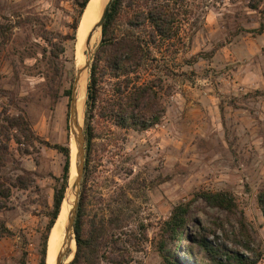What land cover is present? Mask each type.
<instances>
[{
  "label": "rangeland",
  "instance_id": "rangeland-1",
  "mask_svg": "<svg viewBox=\"0 0 264 264\" xmlns=\"http://www.w3.org/2000/svg\"><path fill=\"white\" fill-rule=\"evenodd\" d=\"M77 1L0 0V22L11 25L6 43L0 45V141L2 134L8 136L14 160L7 162L1 174L12 182L16 175L28 178L26 187H11L10 195L1 199L0 223L11 234L0 236V264H36L39 259L53 192L60 185L56 178L43 183L37 169H26V162H39V148H48L39 140L69 146L71 153L74 148L70 98L63 91L70 88L71 95L76 67L83 60L75 51L77 29L71 38ZM179 12L178 35L161 49L154 48V60L132 75L138 82L154 84L152 111L157 120L146 128H120L99 117L96 109L89 120L91 139L82 174L86 219L104 216L109 231L115 234L102 247L113 261L100 264H163V256L177 264H216L200 240L215 249L216 259L225 249L251 254L244 249L248 244L253 255H260L257 264H264V117L259 115L264 112V91L239 87L235 95L227 83L233 63L219 67L211 60L216 49L236 35L259 34L256 29L264 21V0H190ZM206 17L211 21L204 27ZM125 18L118 22L120 30L129 28ZM210 26L216 28L211 33ZM198 30L205 36L211 34L209 50L192 48L191 39ZM44 32H50L48 37L54 40L58 34L66 36L59 59L61 78L55 84L39 73L46 69L42 49L49 48L41 36ZM99 38L97 32L95 41L85 47L84 57L89 48H96ZM204 79L219 97L221 117L229 108L232 112L239 107L237 111L251 118L238 131L235 125L239 123L228 117L224 134L211 133L209 144L185 137L187 131L172 108L189 86L203 90ZM113 85L112 79L103 85L105 106L112 100ZM11 117L23 118L31 141L19 127L7 126L6 119ZM166 119L172 121L168 127ZM82 125L84 128L85 119ZM209 191L227 192L230 209L205 202L201 194ZM180 203L188 206V223L182 229L185 237L171 239L165 221ZM73 246L75 249L72 240L64 264L72 258Z\"/></svg>",
  "mask_w": 264,
  "mask_h": 264
},
{
  "label": "trees",
  "instance_id": "trees-1",
  "mask_svg": "<svg viewBox=\"0 0 264 264\" xmlns=\"http://www.w3.org/2000/svg\"><path fill=\"white\" fill-rule=\"evenodd\" d=\"M189 1L110 0L101 27L100 41L94 50L88 69L84 110L85 154L90 143L92 131L89 120L92 118L95 109L99 117L113 121L120 128H146L149 123H154V120H157L155 112L152 111L153 105L156 104L153 101V97H155L154 84L151 82H138L134 80L132 75L136 73L139 67L147 65L148 62L154 60V48H157V50L161 49L164 43L171 42L173 37L178 35L180 28V20H178L179 9L185 4L188 5ZM87 2L88 0L76 2L78 15L71 25V38L75 37L80 17ZM15 14L18 15L16 12ZM122 16L126 17L128 29H119L118 22ZM6 19L8 20V18ZM10 26V24L0 22L1 46L6 43V32L10 29ZM134 29H141L142 33L136 32ZM263 29L264 21L259 24L256 32L261 33ZM49 33L44 32V34H41L49 48L44 47L42 49V60L46 69L39 71V73L43 74L44 78L52 84H55L61 78L62 66L59 59L64 52L63 41L66 36L58 34L56 36L57 40H54V37H48ZM50 35L52 34L50 33ZM109 79L114 82V93L112 100L105 106L103 85ZM63 95L70 98V88L64 90ZM53 97L57 98V92H54ZM6 122L7 126L19 127L22 134L31 141V132L23 118L11 117L7 118ZM1 127L7 128L5 126ZM2 136L3 140L0 141V205L1 199L10 195L11 187L24 188L28 180V178L16 175L12 182L11 180H6L1 174V170L6 166L7 162L14 161L9 150L8 136L6 134H2ZM39 142L48 148L56 150L63 156L62 172L60 177L56 178L57 181H60V185L53 192L52 207L47 214L48 221L41 235L39 259L36 263L45 264L48 232L54 225L55 219H57L67 185L70 168V149L69 146L51 143L44 139H40ZM16 169H19L24 175H29V172L23 168L18 167ZM228 195L227 192L221 191H209L201 194L203 200L209 205L224 210L230 209L231 200L228 199ZM187 214V205L180 203L173 207L168 219L165 221V229L171 239H175L177 236L185 237L182 229L187 226ZM103 217L86 219V194L82 178L73 221L75 250L72 259L66 264H100L102 260L113 261L102 251V247L106 246L108 238L115 235L114 232L109 231L110 228L103 220ZM3 234L8 235L11 232L5 228L3 223H0V236ZM200 242L209 259L216 264H257L260 259L258 253L254 252L255 255L252 254L253 250L248 244L244 246V249L251 254L225 249L222 251L221 257L216 259L215 249L206 245L203 240H200ZM163 264L177 263L163 256Z\"/></svg>",
  "mask_w": 264,
  "mask_h": 264
},
{
  "label": "crops",
  "instance_id": "crops-1",
  "mask_svg": "<svg viewBox=\"0 0 264 264\" xmlns=\"http://www.w3.org/2000/svg\"><path fill=\"white\" fill-rule=\"evenodd\" d=\"M209 19L211 18L206 17L205 21L207 22L203 25L204 27H207L210 23L211 20ZM215 29L210 26L208 32L211 33ZM205 34V32L203 34L199 30L195 32L191 39V46L194 50L201 48L210 49L212 36L211 34L205 36ZM236 36L231 41L224 42L218 47L211 55V60L219 67L228 62L233 63V71L227 83L235 95H238L239 87L248 92L250 90L262 92L264 91V29L256 36ZM203 82L206 85L203 90L200 91L195 87L189 86V90L184 95L181 94L176 98V104L172 105V108L181 119L178 122L182 125V129L187 131L185 137L197 138V140L199 139L205 144H209L212 139L211 133H215L219 137L224 134L223 125H227L225 120L228 117L239 123V125H235L238 131L242 127L241 125H245L243 121L251 120V118L248 113L244 114L243 111H237L239 107H236L232 112L231 108H229L230 111L224 113L223 117H221L222 108L219 97L213 94L209 81L204 79ZM224 109L226 111L228 107H224ZM259 115L264 117V112H259ZM228 121L230 122V119ZM167 123L172 124V121L166 119L165 124ZM39 153L38 163L29 164V162L25 161L27 163L25 164L26 169L30 171L37 169L42 176L41 180L43 183H48V180L53 181L54 178H58L61 175L63 164L61 153L51 148H39Z\"/></svg>",
  "mask_w": 264,
  "mask_h": 264
},
{
  "label": "water",
  "instance_id": "water-1",
  "mask_svg": "<svg viewBox=\"0 0 264 264\" xmlns=\"http://www.w3.org/2000/svg\"><path fill=\"white\" fill-rule=\"evenodd\" d=\"M89 1L90 0H88V2L86 3L85 8L87 7V4L89 3ZM109 2H110V0H107L104 3L103 7L101 8L100 16H99L98 20L90 28V30H89V32H88V34L84 40L85 46H89L91 38L93 36V33L95 32V30L97 28H99V30H100L99 37H101V27H102V24H103V21L105 18V14H106V10H107ZM101 3H102V0H99V3H98L99 7H100ZM85 8H84V10H85ZM84 10H83V12H84ZM99 41H100V38H99ZM99 41H98V43H99ZM95 49H93V47L91 49L89 48L87 50L88 52L86 51L87 58L84 61V63L81 65H77L76 71H75V77L73 79L72 88H71V95H70V102H69V123H70V128H71V136H72V139L74 141V146H75V171H76V175H75L70 186L68 185V180H67V185H66V188H65V191L63 194L62 201L65 198V193L67 192V189L69 187H70V190L74 189L75 192H74V201H73L72 208L70 210H68V212L66 214V219H65V222L63 225V230H64L65 235L69 233V239H68V242L67 241L65 243L62 242L60 248L58 249V251L56 253V256L54 259V264H64L63 258L65 256L66 248L70 246V243L72 240L74 241V239H73V221H74V216H75V212H76V207H77V202H78V193H79L80 186H81V179H82V174H83V170H84V162H85V146H84L85 136H84V128L82 125L84 117L82 116L81 124H79L78 123L77 110H76V96L78 94V82H79L80 76L85 70L87 72V81H88V69H89L91 58H92V55H93ZM85 99H86V90H85ZM84 108H85V100H84V105H83V115H84ZM69 155L71 158V152L69 153ZM68 177H69V174H68ZM62 201H61V203H62ZM60 207H61V204H60ZM54 223H55V221H54ZM52 227H53V225H52ZM51 228H50V230H51ZM49 233H50V231H49ZM49 233H48L47 241L49 238ZM74 245H75V241H74ZM72 257H73V255H72ZM45 264H46V261H45Z\"/></svg>",
  "mask_w": 264,
  "mask_h": 264
},
{
  "label": "bare ground",
  "instance_id": "bare-ground-1",
  "mask_svg": "<svg viewBox=\"0 0 264 264\" xmlns=\"http://www.w3.org/2000/svg\"><path fill=\"white\" fill-rule=\"evenodd\" d=\"M107 0H102V3L99 7L98 3L99 0H90L87 4V7L84 10V13L81 16V20L79 22V25L77 27V42H76V53L77 56L80 57L82 60L81 64L84 63L87 57H84V40L90 30V28L93 26L94 21L98 20L100 16L101 8L103 7L104 3ZM97 17V18H96ZM100 33L99 28L95 30L93 33V36L91 38L90 43H93L97 36ZM86 82H87V73L86 70L81 74L79 82H78V94L76 96V110H77V116H78V123L81 124L82 121V115H83V105L85 100V90H86ZM71 153V160H70V170H69V179H68V185L70 186L75 175V146L72 148ZM74 189L70 190V187L67 189V192L65 193V198L63 199L60 207L59 214L57 216V219L50 231L48 244H47V255H46V264H54V259L56 256V253L58 249L60 248L62 242H68L69 239V233L65 235L63 230V225L66 219V214L68 210L72 208L73 201H74Z\"/></svg>",
  "mask_w": 264,
  "mask_h": 264
}]
</instances>
